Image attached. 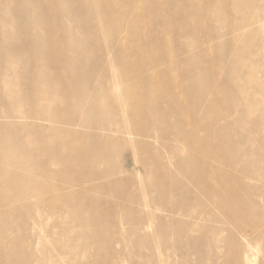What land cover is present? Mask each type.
I'll return each instance as SVG.
<instances>
[{
  "label": "rangeland",
  "instance_id": "1",
  "mask_svg": "<svg viewBox=\"0 0 264 264\" xmlns=\"http://www.w3.org/2000/svg\"><path fill=\"white\" fill-rule=\"evenodd\" d=\"M5 1L10 3L8 7L11 11L23 9L21 0ZM79 1L87 9V17L82 23L69 19L67 3L64 0H44L45 6L50 10V19L47 21L49 29L45 27L42 32L39 31V41L48 42L50 38L52 43L54 35L58 37L60 35L57 27L53 33L51 29V26H57L59 23L54 7L63 13V17L59 19V27H63L65 33L72 34L69 40L74 44H79L80 40L85 39L91 32L100 29L97 25L99 18L92 14L94 8L98 9L99 14L102 10L106 11L104 15L106 19L109 20L111 17L109 27L102 33L106 34V40L113 39L117 28L116 22L121 21L123 23L121 28L129 31L126 37L122 38L123 44L127 45L126 49L131 48L127 58L123 57L117 61L118 63L113 64L107 55L114 57L118 48L111 42L103 44L101 41L85 46V54H80V57L86 55L92 60L94 73L104 69L107 75V78L100 80L108 88L109 93L106 96L112 100V104L105 107L99 101V110L101 109L108 118L112 116L117 119L122 118L121 114L129 109L136 117L127 124H134L137 128L144 126L149 120L140 115L139 106L144 100L133 94L136 83H128L125 79L140 77L143 74L157 76L160 71L170 72V75L162 78L161 86L171 87L176 92L177 99L160 110L162 114H166L165 128L173 129L166 130L160 140L152 139L153 144L163 152L164 166L156 159L155 164L152 165L156 168L141 169V155H145V151L136 149L130 143L121 142L125 147L119 153L123 171L116 172L115 178L133 177L136 181L125 182V185H121L117 190L112 188L113 191L102 192L99 197L103 202H108V206H105L106 216L108 210L112 209L111 202L119 204L127 202V205L118 212L113 221L103 225L93 223L88 226L84 223L72 222L68 215H65L64 219L58 217L46 219L45 215L43 216L50 207L63 212L61 209L66 197L63 188L58 186L59 179L49 182L50 184L41 181L38 184L27 183V188L16 187L20 182L19 175L1 172L0 216L3 219H13L16 225L4 223V220L0 219V248L14 240L15 244L10 247L15 255L94 256L105 244L112 245L114 249L112 253L106 254V257L119 263L185 264L188 260L187 256L177 254L172 247L168 251L163 248L162 232L158 230L162 221L175 222L174 219L171 217L163 220L154 219L152 227L146 224L140 228V232L146 235L143 238L133 236L129 224L123 219L125 215L132 217L134 222L137 219L147 221L151 216H175V208L179 206L180 198L185 199L186 196L192 195L195 199L200 194L207 195L204 201L185 205L188 210L177 215L188 228L200 226V220L193 214L212 217L215 215L213 212L219 211V224L231 228L235 233L245 234L242 238H231L229 244L223 248L225 257L222 256L213 264H264V224H258L254 217L232 216L234 212H247L244 206L233 205V200L240 199L244 194V198L254 202L257 200L256 193L259 186L264 187V183L260 180V176L264 174V0H251L249 7L241 11L234 8V0ZM2 6L6 7V5ZM217 7L224 12L223 19L218 17L220 14L215 11ZM34 9L31 7L30 13H33ZM128 17V21L125 22ZM14 23L22 25L23 21L17 18ZM48 31L49 35L46 33ZM142 33H146V38L138 39ZM18 39L28 44L34 40L28 32L19 34ZM64 45L62 44L59 49ZM162 47L165 48L166 53ZM53 49H57L54 42ZM141 52L146 54L143 60L138 57ZM30 54L27 52L24 55L26 57ZM157 54H159L158 58H156ZM101 58H105V62L97 61ZM56 59L52 57V64ZM1 64L3 68H8L6 64ZM141 65H146L147 69L140 70L138 67ZM203 69L208 70V78H211V82L207 77L199 76L202 77L199 87L197 86L192 95H186L185 91L190 90L192 85L187 72L196 73ZM117 74L121 77L118 78ZM194 77L196 78L197 75ZM95 79L93 73H89L88 80ZM15 80L16 76L12 73L4 82L0 78V92L7 89L17 90L18 86H7L9 81ZM208 83L211 93L206 97L216 101V115L213 121L204 118L208 122L203 123L202 119L191 115L192 110L188 105L206 94ZM27 90L30 89L27 87ZM162 101L160 95L154 103L161 104ZM1 105H4V101L0 98ZM88 106L89 104L86 107ZM74 109L76 108L69 111L72 112ZM200 115L203 117L202 114ZM199 125L212 126L215 132L210 134L209 141H205L202 137L204 132H200V138L194 142V145L202 149L212 144L218 149L206 150L207 154H203L200 150H186L182 147L188 142V138L175 143V130L182 131V137H187L186 134L191 132V128ZM94 126L88 129H94ZM80 130L85 132L87 128ZM173 144V150L186 163L182 168L168 158L173 153L168 146ZM24 146L25 149L30 148L29 144ZM191 154H194V158L188 159L186 156ZM199 154L202 155L200 164L213 166L211 172L203 169L202 175L210 184L206 189L195 187L193 175L188 171L195 166ZM145 157L146 161L152 158L146 155ZM39 167L32 166L34 170L40 169L41 176L51 181L49 173L51 174L59 166L48 162L47 165ZM157 167L164 176L165 185L156 190L158 194L156 200L148 202L145 200L148 194L145 180L152 185L159 182ZM51 168L53 170L50 172ZM11 184H13L12 188ZM228 185H231L233 196L227 190ZM23 190L26 191L24 197L20 195ZM130 191L133 193L125 197ZM214 191L220 194L214 195ZM254 209H257L256 204ZM90 213L95 214L93 210H90ZM167 235L170 244L176 239L186 243L184 233L169 231ZM74 248L76 252H71ZM3 259L0 257V261ZM206 262L212 264L209 260Z\"/></svg>",
  "mask_w": 264,
  "mask_h": 264
},
{
  "label": "bare ground",
  "instance_id": "2",
  "mask_svg": "<svg viewBox=\"0 0 264 264\" xmlns=\"http://www.w3.org/2000/svg\"><path fill=\"white\" fill-rule=\"evenodd\" d=\"M64 1L67 3V13L70 20L79 23L85 21L87 9L80 4L79 0ZM20 4L23 9L14 12L9 9V2L0 1V11L2 12L0 13V78L4 82L7 80V76L12 73L16 76V80L9 81L7 86H18L17 90L7 89L0 92V98L4 101V105L0 106V173L18 174L20 182L16 187L27 188V183L38 184L41 181L50 184L49 182L59 179L58 186L63 188L66 197L65 204L61 209L63 212H58L54 207H50L43 214L46 219L57 217L64 219V216L68 215L72 222L84 223L86 226L93 223L102 225L109 223L115 219L118 212L127 205V202L120 204L111 202L112 209L108 210L106 216L105 206H108V202H103L99 194L110 192L112 188L117 190L121 185H125V182L134 183L136 181V178L133 177L115 178L116 172L123 171L119 153L125 147L121 145V142L130 143L140 151L144 150L147 157L152 156L151 160L146 161L145 155H141V169L151 167L152 170V168H156V166H152L156 159H158V163L164 166L163 152L153 144L152 139L160 140L166 130L172 131L173 129L165 128L166 114H162L160 110L177 99L176 92L171 87L163 88L161 86L162 78L170 75V72L160 71L157 76L143 74L140 77L125 79L128 83H136L133 94L135 97L144 100L139 106L140 115L149 120L144 126L137 128L134 124H127L136 117L131 114L129 109L121 114L122 118L115 119L112 116L108 118L101 109L99 110V101L105 107L112 104V100L106 96L109 93L108 88L100 80L107 78L105 70L99 69L96 72L98 74L94 73L92 60L86 55L80 57V54L84 53L86 49L84 47L92 42L101 41L103 44L111 42L118 48V52L114 57L107 56L113 64L118 63V60L123 57L127 58L130 54L131 48L129 47L127 50V45L122 42V38H125L129 32L128 29L121 28L123 24L121 21L116 22L117 28L113 39L106 40V34L102 33L109 27L111 17L109 20L106 19L104 17L106 11L102 10L99 14L98 9L94 8L92 14L99 18L97 25L100 29L97 28L95 32H91L85 39L80 40L79 44H74L69 40V36L72 34L65 33L63 27H59V19L63 17V13L54 7L59 23L57 26H51V29L53 33L57 27L60 35L59 37L54 35L52 43L50 38L48 42H40L38 39L39 31L42 32L43 28H48L49 8L45 6L44 0H21ZM250 4L251 0H234V8L239 11L247 9ZM2 5H6V7ZM31 7L35 8L33 13L29 11ZM215 11L220 14L218 17L223 19L224 12L219 7ZM17 18L22 19V25L14 23ZM128 19L129 17L125 22ZM25 32H28L34 39L29 44L18 39V35ZM46 33L49 35V31ZM145 38L146 33H142L138 37V39ZM53 42L57 47L55 50L53 49ZM62 44H65L64 47L59 49ZM162 50L165 52V48L162 47ZM27 52L31 54L25 57L24 54ZM158 55L156 58L159 57ZM145 56V52L138 54L141 60ZM52 57L57 58L54 64H52ZM104 60L105 58H101L97 61L105 62ZM26 61L29 62L25 63ZM1 63L6 64L8 68H3ZM138 68L146 70L147 66L141 65ZM97 69L95 68V70ZM89 73H93L96 77L94 81L88 80ZM187 73L192 80V85L190 90L185 91V94L192 95L202 78L199 76L208 78V70L203 69L196 73L190 71ZM117 76H119L118 78L121 77L120 74ZM208 79L211 82V78ZM27 87L30 89L29 91ZM206 89L205 95L198 97L199 99H195L191 105H188L189 109L192 110L191 115L202 119L203 123L208 122L204 118L212 121L215 119L217 105L216 101H211L210 98L206 97L211 93L210 83L207 84ZM160 95L163 98L162 103H154L157 96ZM87 104H89L88 107H86ZM73 108L76 109L70 112L69 110ZM93 125H95L94 129H88L93 128ZM81 128H87V130L81 132ZM177 130L174 131L175 143L181 139H189L186 144L182 145L186 150L196 149L207 154L206 150L218 149L212 144H208L202 149L194 145V142L200 138V132H204L202 137L205 141L210 140V134L215 132V128L212 126L199 125L191 128V132L186 134L187 137H182V131ZM9 137H11L10 141ZM24 144H29L30 148L25 149ZM173 147L174 144L168 146V149L173 151L168 158L172 159L179 168H182L186 163L173 150ZM201 156L199 154L195 166L188 171L193 175L195 187L206 189L209 188L210 184L202 175L203 169L210 171L213 166L200 164ZM186 157L193 159L194 154ZM249 161L253 162L254 160ZM48 162L56 163L59 166L58 169L53 170L54 167L51 168L50 172L53 170L51 174L49 173L51 181L41 176L40 169L34 170L32 168V166L47 165ZM145 177L148 179L147 175ZM157 177L159 179L157 184H148V181L145 180L146 188H148L145 200L148 202H154L158 196L156 190L165 185L164 176L158 171V167ZM260 180L264 183V174L260 176ZM142 181L141 179V183ZM1 187L2 184L0 183ZM10 187L12 188L13 184ZM230 188L231 185H228L227 190L233 196ZM132 193V191L126 193L125 197ZM213 194L218 195L220 192L214 191ZM20 195L24 197L26 191H21ZM206 196L198 194L195 199L192 195L186 196L185 199L180 198V204L175 208V216H151L147 221L137 219L134 222L132 217L125 215L126 219L124 218L123 221L129 224L133 236L143 238L146 235L140 232L141 227L146 226V224L152 227L154 219L163 220L171 217L175 222L162 221L158 228L162 232L163 248L168 251L172 247L177 254L187 256L188 260L185 264H207L206 260L213 264L218 262L222 256L225 257L223 248L229 244L231 238H242L245 234L243 232L235 233L231 228L219 224V211L213 212L215 215L212 217H205L204 214H193L200 220V226H194L192 229L188 228L186 223L178 218L177 215L188 210L185 205L191 202L201 203ZM256 197L257 200L254 202L244 198V194L241 195L240 199L233 200V205H242L247 212H234L232 216L234 218L254 217L258 224H264V187L262 185L259 186ZM255 204L256 210L254 209ZM90 210H93L95 214H91ZM0 219L4 220V223L16 225V221L13 219H3L1 216ZM169 231L184 233L186 243L176 239L173 244H170L167 235ZM12 244H15L14 240L5 243L0 248V257L4 258L0 264H131L130 262L119 263L106 257V254L113 252L112 245H102L94 256L79 254L57 256L42 254L38 256L35 254L15 255L10 247ZM71 252H76L75 248ZM9 258L12 259L6 261Z\"/></svg>",
  "mask_w": 264,
  "mask_h": 264
}]
</instances>
